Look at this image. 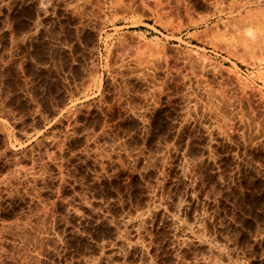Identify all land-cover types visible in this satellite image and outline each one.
I'll return each mask as SVG.
<instances>
[{
  "label": "rangeland",
  "instance_id": "obj_1",
  "mask_svg": "<svg viewBox=\"0 0 264 264\" xmlns=\"http://www.w3.org/2000/svg\"><path fill=\"white\" fill-rule=\"evenodd\" d=\"M0 264H264V0H0Z\"/></svg>",
  "mask_w": 264,
  "mask_h": 264
}]
</instances>
